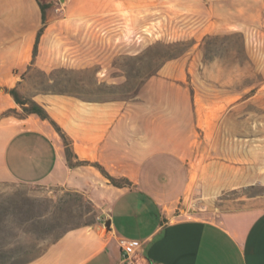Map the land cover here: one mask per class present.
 Returning <instances> with one entry per match:
<instances>
[{
    "label": "crops",
    "instance_id": "0c3cea01",
    "mask_svg": "<svg viewBox=\"0 0 264 264\" xmlns=\"http://www.w3.org/2000/svg\"><path fill=\"white\" fill-rule=\"evenodd\" d=\"M55 1L0 0V85L12 87L9 80L15 67L54 60L47 49L68 29L50 19L44 24L40 3L48 4L52 12L49 4ZM124 3L64 0L63 9L73 18H86L117 12ZM245 26L239 22L237 28L245 31ZM187 74L185 61L169 62L146 80L131 102L42 95L36 101L61 132L35 114L2 115L17 104L0 88V181H58L84 192L99 208V221L66 231L27 264H264L263 198L252 197L244 205L226 209L213 203L200 209L193 202L194 174L205 180V202L215 190L217 175H226L228 187L233 188L259 179L251 165L236 164L240 155L234 144L226 166L201 170L205 159L200 143L212 142V134L203 135L198 143L197 127L203 124V112L216 102L206 101L207 95L199 90L196 98L201 100L189 102L188 87L182 86ZM230 90L228 112L234 109L229 105ZM177 110L185 111L180 121L173 120ZM226 121L231 123L235 143L236 118L228 113ZM107 219L109 230L104 227ZM122 240L137 243L126 263L121 257Z\"/></svg>",
    "mask_w": 264,
    "mask_h": 264
},
{
    "label": "rangeland",
    "instance_id": "374dc122",
    "mask_svg": "<svg viewBox=\"0 0 264 264\" xmlns=\"http://www.w3.org/2000/svg\"><path fill=\"white\" fill-rule=\"evenodd\" d=\"M63 6L64 0H56L49 4L52 12L46 9L47 19L68 29L47 49L54 60L13 69L9 82L21 98L38 103L42 95L62 94L131 102L165 64L185 61L189 74L182 86L188 87L189 102L201 100L196 98L198 90L207 95L206 101L216 102L203 112V124L197 127L198 143L203 135L212 134V142L200 143L205 159L201 170L226 166L234 144L240 155L236 164L251 165L259 179L233 188L228 187L226 175H217L215 190L205 202V180L194 174L191 197L196 208L213 203L226 209L244 205L252 197L264 199V0H125L117 12L86 18L64 14ZM239 22L246 24L245 31L237 28ZM228 88L232 89L229 105H234L229 112ZM25 113L17 104L2 115ZM228 113L236 118L235 143ZM184 114L177 110L178 118L173 120L180 121ZM97 221L95 202L73 187L58 181L2 180L0 264H27L66 231Z\"/></svg>",
    "mask_w": 264,
    "mask_h": 264
},
{
    "label": "trees",
    "instance_id": "16d2710c",
    "mask_svg": "<svg viewBox=\"0 0 264 264\" xmlns=\"http://www.w3.org/2000/svg\"><path fill=\"white\" fill-rule=\"evenodd\" d=\"M47 7H48V4L40 3L42 21H43L44 24L47 21V16H46ZM41 31H42V28L39 30L38 36L40 35ZM38 36H37V39H36V42H35V45H34V48H33V53H36V51H37ZM6 91L13 97L15 102L17 104H19L26 113L35 114L38 117H40L41 119L49 120V122L59 132H61V130H60L59 126L56 124V122L49 116V114L46 112V110L42 106H40L38 103H36L35 101H33L31 99H27V98L23 99V98H21V96L19 95V93H18V91H17V89L15 87L7 88ZM61 136L64 137V135L62 133H61ZM97 167L113 184L120 185V183L113 176L109 175L104 170V168H102L99 165H97Z\"/></svg>",
    "mask_w": 264,
    "mask_h": 264
},
{
    "label": "built area",
    "instance_id": "2783aa9c",
    "mask_svg": "<svg viewBox=\"0 0 264 264\" xmlns=\"http://www.w3.org/2000/svg\"><path fill=\"white\" fill-rule=\"evenodd\" d=\"M137 243L127 240L121 241V257L122 261L126 263L129 259L131 254L136 250Z\"/></svg>",
    "mask_w": 264,
    "mask_h": 264
},
{
    "label": "water",
    "instance_id": "95a60500",
    "mask_svg": "<svg viewBox=\"0 0 264 264\" xmlns=\"http://www.w3.org/2000/svg\"><path fill=\"white\" fill-rule=\"evenodd\" d=\"M109 225H110V220L107 219V220L105 221V223H104V227H105L106 230H109Z\"/></svg>",
    "mask_w": 264,
    "mask_h": 264
}]
</instances>
